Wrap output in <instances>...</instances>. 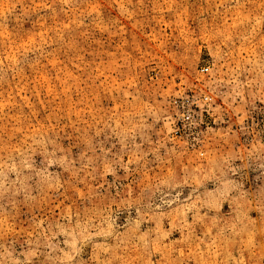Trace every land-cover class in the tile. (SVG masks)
Segmentation results:
<instances>
[{"label": "rangeland", "instance_id": "374dc122", "mask_svg": "<svg viewBox=\"0 0 264 264\" xmlns=\"http://www.w3.org/2000/svg\"><path fill=\"white\" fill-rule=\"evenodd\" d=\"M0 264H264V0H0Z\"/></svg>", "mask_w": 264, "mask_h": 264}, {"label": "built area", "instance_id": "2783aa9c", "mask_svg": "<svg viewBox=\"0 0 264 264\" xmlns=\"http://www.w3.org/2000/svg\"><path fill=\"white\" fill-rule=\"evenodd\" d=\"M189 116H190V115L188 114V115L186 116V117H187L186 119H188V118H189Z\"/></svg>", "mask_w": 264, "mask_h": 264}]
</instances>
